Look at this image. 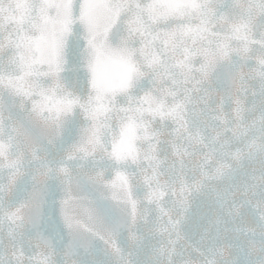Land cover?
Here are the masks:
<instances>
[{
  "label": "snow or ice",
  "instance_id": "obj_1",
  "mask_svg": "<svg viewBox=\"0 0 264 264\" xmlns=\"http://www.w3.org/2000/svg\"><path fill=\"white\" fill-rule=\"evenodd\" d=\"M0 264H264V0H0Z\"/></svg>",
  "mask_w": 264,
  "mask_h": 264
}]
</instances>
